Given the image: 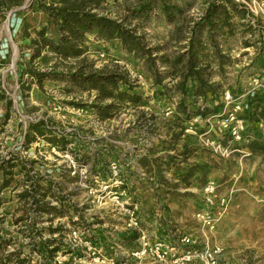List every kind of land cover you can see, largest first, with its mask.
Here are the masks:
<instances>
[{"label": "rangeland", "instance_id": "1", "mask_svg": "<svg viewBox=\"0 0 264 264\" xmlns=\"http://www.w3.org/2000/svg\"><path fill=\"white\" fill-rule=\"evenodd\" d=\"M33 1L26 0L24 6L0 16V87L13 100L11 119L4 126L1 124L7 107L0 103V161L11 153L38 161L35 170L63 185L64 194L84 210V220L78 222V216L73 214L78 224L68 225L66 240L74 253H60L53 264H172L178 260L205 264L193 251H203L208 244L222 249V263L264 264V149L247 146L256 141L264 147V125L247 121V131L239 142L225 134L228 132L220 125V117L232 109L223 99L227 91L237 103L248 106L244 112L256 103H264V57H257V48L245 49L237 39L227 43L234 64L225 75L215 72L213 77L214 82L222 84V92L207 102L187 100L193 117L184 122L178 97L171 93L153 97L160 88L154 85L144 60L126 53L119 42L90 36L88 56L96 67L122 66L137 77L134 79H138L139 91L149 97L140 108L148 114L146 121L138 119V109L129 106L114 119L101 122L88 109L67 104L90 97L65 81H46L40 88L26 75L23 79L32 81V87L27 96L22 93L20 79L34 53L30 38L25 37V25L33 38L42 27H48L50 39L59 37ZM134 1L105 0L104 13L121 19ZM171 1L185 9V18L178 21L179 25L198 18L205 8L202 0ZM258 19L264 27L263 20ZM132 23L151 46L162 45L167 54L176 50L172 41L176 24L159 15ZM246 38L251 39L249 35ZM260 38L258 47L264 48V34ZM74 64V60L63 62L44 51L31 66L42 72H62ZM159 69L164 70L161 66ZM174 83L164 81L169 87ZM69 86L71 94L65 91ZM198 111L200 114L195 115ZM49 117L55 120L56 127L72 134L76 141L70 146L73 152H62L41 140L28 151L23 149L28 125ZM183 127L184 131L180 129ZM207 138L228 142L237 151L223 158L206 144ZM112 150L114 155L107 156ZM97 155L109 161L94 172ZM201 166L208 170L206 175L200 171ZM14 179L5 192L7 199L13 200L0 210V215H6L3 225L16 235L19 228L13 222L22 211L16 199L23 179L19 168ZM210 183L212 193L206 192ZM16 185L20 186L14 189ZM202 215L208 217L211 226L203 222ZM184 236L192 237L194 244L183 245ZM145 243L147 253L135 255ZM161 244L166 253L164 260H158L150 250ZM188 254L194 255L192 260L181 261ZM38 263L35 259L34 264Z\"/></svg>", "mask_w": 264, "mask_h": 264}, {"label": "trees", "instance_id": "2", "mask_svg": "<svg viewBox=\"0 0 264 264\" xmlns=\"http://www.w3.org/2000/svg\"><path fill=\"white\" fill-rule=\"evenodd\" d=\"M202 1L205 4L203 13L187 25L184 21L179 25L178 21L185 18V9L171 0H135L128 7L127 15L121 19L104 13L105 0H34L33 5L36 4L46 15L59 37L57 40L50 39L47 36L48 27H42L33 38L25 25V37L30 38L34 53L20 79L22 93L27 96L32 87V81L23 79L26 75L29 80H35L40 88L46 81L61 80L81 92L89 93V100H72L67 104L88 109L101 122L114 119L129 106L138 109V119L146 121L148 114L140 108L149 97L139 91L138 79H134L120 65L98 68L89 58V38L95 36L101 41L119 42L126 53L144 60L152 73L154 85L160 88L155 90L153 97L163 98L174 94L180 99L179 112L185 116L184 122L190 121L193 116L188 112L187 100L207 102L210 97L214 99L222 92V84L214 82L213 77L215 72L225 75L227 68L234 64L230 48L227 47L231 39L240 40L245 49L257 48V57H264V48L262 45L258 47V42H262L260 37L264 34V27L243 4L236 0ZM25 3L26 0H0V16ZM152 15H159L169 23L176 24L172 33L176 50L172 54H167L162 45L148 44L145 35L133 26V21H147ZM248 35L251 39L246 38ZM44 51L54 54L63 62L74 60L75 64L67 65L62 72H42L33 68L34 60L39 59ZM160 66L164 68L163 71H160ZM166 79L175 83L169 87L164 84ZM70 86L65 89L68 94L73 92ZM0 103H5L7 107L1 124L4 126L11 119L13 100L1 87ZM243 118L257 123L264 121V103L252 105V109L244 112ZM180 129L184 131V127ZM39 140L62 152H73L70 146L76 144L71 133L55 126L52 117L28 125L23 136V149L28 151ZM247 146L252 150L264 149L256 141ZM112 152L114 150L109 151L107 156L114 155ZM93 161L95 172L97 166H107L109 160L104 155H97ZM37 163L18 153L8 154L0 161V210L13 200L7 199L5 192L15 180V170L19 168L23 174L22 189L16 194L22 206L20 215H16L18 217L13 222L19 228L16 235L3 225L6 215H0V264H34L35 259L39 261L38 264H53L60 253H74L66 240L68 225L78 224L74 221V215L78 216V222L84 220V212H81L84 210L64 194L63 185L35 170ZM200 171L204 175L208 173L203 166ZM193 172L188 171V176ZM19 186L16 185L14 189ZM63 219L68 222L63 223Z\"/></svg>", "mask_w": 264, "mask_h": 264}, {"label": "built area", "instance_id": "3", "mask_svg": "<svg viewBox=\"0 0 264 264\" xmlns=\"http://www.w3.org/2000/svg\"><path fill=\"white\" fill-rule=\"evenodd\" d=\"M238 2L242 3L246 9L251 13L252 16L256 18H261L264 23V0H237ZM133 78H137L135 75H131ZM226 107L232 106V109L226 113V115H222L220 117V125L223 129V131L228 132L225 134H228L229 137L234 141H242L244 138V134L247 131L246 123H248L246 119H244L241 116V113L244 112V107L242 103H237V101L234 100L233 95L230 91H227L223 97ZM261 126L264 125V121H261L259 123ZM223 138V133H222ZM221 138V139H222ZM206 144L211 147V150H213L215 153H217L219 156L223 158L230 157L235 151L232 149V147L229 145L230 143H221L218 140H211L209 138L206 139ZM206 192L212 193L214 192L213 184L210 183L206 187ZM208 202H212L211 199L208 197ZM201 216V215H200ZM202 220L207 226H211V221L206 217L205 215H202ZM145 239V238H144ZM181 243L183 245L189 246L191 244H194V240L190 236H184L181 239ZM147 247L148 244L145 243L144 246H142L141 250L136 252L135 255H145L147 253ZM153 251L158 260H164V257L166 253L164 252L163 245H157L156 247L150 249ZM194 254L197 255V257H201L205 264H230V263H222L221 262V255H222V249L220 247L212 246L210 247L209 244L206 246V248L203 251H199L198 249L194 250ZM194 255L188 254L187 257H184L181 259V261H191ZM172 264H184L180 263V261H175Z\"/></svg>", "mask_w": 264, "mask_h": 264}]
</instances>
